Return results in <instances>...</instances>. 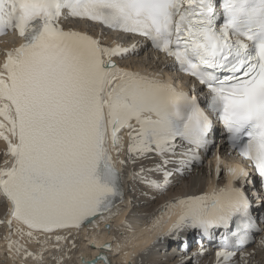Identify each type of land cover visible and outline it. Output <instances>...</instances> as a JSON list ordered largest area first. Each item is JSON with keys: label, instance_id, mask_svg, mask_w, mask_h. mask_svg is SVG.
Segmentation results:
<instances>
[{"label": "snow or ice", "instance_id": "snow-or-ice-1", "mask_svg": "<svg viewBox=\"0 0 264 264\" xmlns=\"http://www.w3.org/2000/svg\"><path fill=\"white\" fill-rule=\"evenodd\" d=\"M9 36L17 42L0 47L5 260L67 264L83 232L95 251L80 250L76 264L113 255L154 264L147 258L166 240L184 253L179 264H201L208 245L211 264H259L264 0H0V37ZM146 49L175 75L125 63ZM209 155L207 191L171 192ZM126 176L155 193V207L139 234L121 221L129 234L113 237L114 251L94 230L120 215Z\"/></svg>", "mask_w": 264, "mask_h": 264}, {"label": "bare ground", "instance_id": "bare-ground-1", "mask_svg": "<svg viewBox=\"0 0 264 264\" xmlns=\"http://www.w3.org/2000/svg\"><path fill=\"white\" fill-rule=\"evenodd\" d=\"M72 24L77 25H82L79 22H71ZM113 36H116L115 34H111ZM5 39H0V47L3 46V41ZM6 40L9 42L10 38H6ZM151 59L152 61L154 58H148ZM138 62L136 63H131L134 67L138 66H144V67H150V66H158L157 63H154L153 65H150V61L145 62L146 59L144 57H138L136 58ZM155 61V60H154ZM129 63V62H125ZM207 168H196L194 169L193 173L183 179L180 180V185H178L176 188H173L171 192H195L199 191L204 184L207 183L206 178L201 175L202 173L206 172ZM124 187L125 191L127 194V200L128 202L120 206V215L115 216L113 219L107 221L109 223H112L111 229L106 230L104 228V224L100 225L99 230H94L98 231L99 235L97 237L98 243L102 244L106 242L107 240L111 239V237H116L119 239L121 237V234L123 233L124 235H128L129 233L127 232L126 229H124L121 226V219L123 218V214L126 213L127 216L124 217V220L126 219L136 230L137 234L139 233L140 229L144 226L145 220H146V214L150 213L152 209L155 207V204L151 203L149 201V197L152 195H155V193L151 192L149 189L144 187L142 184L139 182H134L131 180L130 177L126 176L124 180ZM143 193H147V196H145ZM161 198H157V203H159ZM3 208H0V217L3 216ZM6 234V228L4 226H0V240L3 242V236ZM77 243L80 245L79 250L73 254V260L70 262H67V264H76V259L75 257L79 254L80 250H85V251H92L94 252V249L86 248L85 246L87 245V241L84 239V233L82 232L80 236L77 238ZM1 249H0V264H10L7 263V260H5L4 257V244L1 243ZM33 248L36 246L33 245ZM115 248V245H114ZM115 251V250H114ZM162 248L158 245H156L155 248L152 249V253L150 257L147 259L151 260L154 262V264H173L174 260L169 261L166 258L162 257ZM262 251L258 252V255L256 257V260L258 261L259 259L262 258L261 253ZM139 261V256H137V259L132 262V264H138ZM113 264H121V257H116L113 255ZM28 264H33L32 261H28ZM45 264H54V262L50 259V257L46 256L45 258ZM201 264H206V258L204 257L201 260ZM209 264V263H208Z\"/></svg>", "mask_w": 264, "mask_h": 264}, {"label": "rangeland", "instance_id": "rangeland-1", "mask_svg": "<svg viewBox=\"0 0 264 264\" xmlns=\"http://www.w3.org/2000/svg\"><path fill=\"white\" fill-rule=\"evenodd\" d=\"M144 59H145V58H144ZM146 59H147V58H146ZM133 60H136V58H134ZM148 61H150L149 63L152 64V65H153L154 63H156L154 60L152 61L151 59H148Z\"/></svg>", "mask_w": 264, "mask_h": 264}]
</instances>
